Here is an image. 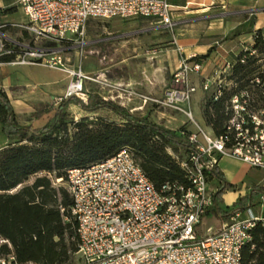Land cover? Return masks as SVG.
I'll use <instances>...</instances> for the list:
<instances>
[{"label": "built area", "instance_id": "2783aa9c", "mask_svg": "<svg viewBox=\"0 0 264 264\" xmlns=\"http://www.w3.org/2000/svg\"><path fill=\"white\" fill-rule=\"evenodd\" d=\"M24 21H10L19 36L2 32L0 21V65H40L67 74L64 92L52 105L68 97L86 103L85 83L99 82L80 67L70 69L63 55L88 44L86 27L91 19L145 18L173 29L168 0H14ZM253 54V52H251ZM250 54V55H251ZM11 56L10 60L2 57ZM232 61L213 75H205L203 59L182 56L159 99L138 95L161 108L181 111L197 129L182 132L192 146L183 156L168 152L184 172V182L160 188L144 175L131 153L116 154L86 167L66 171L72 197L71 215L76 222L78 264H243L241 251L250 240V229L264 216L253 206L231 212L221 229L199 238L196 227L213 206V167L221 158L239 160L264 171V64L249 79V85L234 91L227 105L225 133L205 132L194 120L189 104L197 91L214 98L236 86L227 81ZM199 77L200 81L194 80ZM128 96L134 93L126 91ZM60 179H56L58 183ZM264 209V195L259 196ZM255 205V204H254ZM4 242V240H0ZM0 264H17L12 253Z\"/></svg>", "mask_w": 264, "mask_h": 264}, {"label": "trees", "instance_id": "16d2710c", "mask_svg": "<svg viewBox=\"0 0 264 264\" xmlns=\"http://www.w3.org/2000/svg\"><path fill=\"white\" fill-rule=\"evenodd\" d=\"M13 11L14 7L0 8V17ZM5 30L18 32L8 22L2 32ZM107 44L97 45L103 48ZM212 49L197 57L204 59ZM262 64L264 35L258 30L250 47L232 61L226 78L236 86L224 89L217 98L212 91L202 98L203 122L214 135L225 133L231 94L248 86ZM71 105L86 115L73 121ZM45 113L48 118L41 126L19 124L6 93L0 89V132L15 140L0 148V240H4L0 242V257L12 253L17 264H66L77 253L72 197L67 187L56 184V179L66 182L69 168L86 167L125 148L154 187L185 180L168 148L188 152L192 146L186 133H182L188 130H169L95 92L88 94L86 103L68 97L49 106ZM212 174L218 179L212 211L223 221L231 212L253 206L255 196L264 195V184L254 185L247 194L236 198L230 210L223 209L219 205L223 194L235 191V185L225 180L217 164ZM30 179L32 182L27 183ZM241 259L243 264H264V221H256L250 229V240L242 248Z\"/></svg>", "mask_w": 264, "mask_h": 264}, {"label": "rangeland", "instance_id": "374dc122", "mask_svg": "<svg viewBox=\"0 0 264 264\" xmlns=\"http://www.w3.org/2000/svg\"><path fill=\"white\" fill-rule=\"evenodd\" d=\"M14 7L15 11L1 22L24 21L22 13L17 9L14 0H0V8ZM241 18V16H240ZM171 30L145 18H111L91 19L86 27L85 40L88 44L80 50H70L63 56L68 59L66 64L70 69L78 67L97 80L88 81L85 89L90 92L104 94L108 85L132 88L137 92L159 96L168 86L174 71V59L180 57L179 48L171 41ZM4 34L17 38L19 33L5 30ZM219 42L222 39L217 38ZM100 42H107L105 47H99ZM177 56L175 58V55ZM183 54V53H182ZM184 56V55H182ZM6 70L7 75L3 74ZM194 80L199 77L193 76ZM11 83H3V79ZM68 82L67 74L40 65H6L0 67V86L15 112L16 120L25 126L37 127L43 125L48 118L45 109L52 105V99L60 96ZM121 88V87H120ZM206 93L197 91L189 104L194 120L207 133L202 117V98ZM137 105V104H135ZM70 118L77 121L86 114L75 105H71ZM133 114L147 118L169 130H188L197 132L194 125L181 111L161 108L152 102H147ZM15 140L5 138L0 132V148L14 143ZM183 156L181 150L174 152ZM225 180L235 185V191L248 193L254 185L264 184V171L250 167L234 158H224L219 162ZM32 179L27 181L31 183ZM57 185L67 187V182L59 181ZM218 179L210 180V187H217ZM233 191L225 192L220 207L230 210L233 206ZM253 212L260 215L264 209L260 208L259 196L254 197ZM214 211L210 210L202 217L196 227L199 238L217 233L223 226ZM79 256L73 254L66 264H78Z\"/></svg>", "mask_w": 264, "mask_h": 264}, {"label": "crops", "instance_id": "0c3cea01", "mask_svg": "<svg viewBox=\"0 0 264 264\" xmlns=\"http://www.w3.org/2000/svg\"><path fill=\"white\" fill-rule=\"evenodd\" d=\"M168 2L175 23L170 37L179 48L180 57L200 56L206 54L210 47L213 48L203 59L206 76L213 75V72L224 62L233 61L239 52L250 47L256 31L260 30L264 35V0H168ZM217 38L222 39V42ZM176 56L177 53L175 58ZM179 58L174 59L175 68ZM3 66L6 65H0ZM2 73L7 75L6 70ZM3 83L11 82L5 78ZM105 85L108 90L104 94L95 93L104 100H111L125 107L130 113L145 106L138 95L150 99H159L163 96V93L159 96H151L128 87ZM127 90H131L134 94L128 96ZM224 158L218 161V167L219 162ZM219 169L221 170L220 167ZM245 194L247 193L233 191V203L238 196ZM258 216H264V213Z\"/></svg>", "mask_w": 264, "mask_h": 264}]
</instances>
